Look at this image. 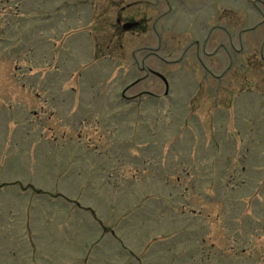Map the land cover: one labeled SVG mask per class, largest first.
Segmentation results:
<instances>
[{
    "label": "rangeland",
    "instance_id": "374dc122",
    "mask_svg": "<svg viewBox=\"0 0 264 264\" xmlns=\"http://www.w3.org/2000/svg\"><path fill=\"white\" fill-rule=\"evenodd\" d=\"M257 1L0 0V264H264Z\"/></svg>",
    "mask_w": 264,
    "mask_h": 264
},
{
    "label": "flooded vegetation",
    "instance_id": "af4514ba",
    "mask_svg": "<svg viewBox=\"0 0 264 264\" xmlns=\"http://www.w3.org/2000/svg\"><path fill=\"white\" fill-rule=\"evenodd\" d=\"M159 1L162 2L163 0H156V2H159ZM179 1L180 2H185V1H191V0H179ZM258 1L263 2V4H264V1H261V0H258ZM150 4H151V2H150ZM168 5H170V4H168ZM226 10H225L226 12H229V10L232 11L233 9H226ZM146 21H149V20L141 19V20L137 21V20H134L132 17H130V19L128 18V19H125L124 21H122V18L119 17L116 20V23H118L117 25H119L117 27L120 28V30H121L120 32L123 31L124 33H126L129 30L140 29V27L142 26L141 23L142 22H146ZM149 57L162 59L161 57L158 56V53H156L154 51L150 54ZM149 57H147V58H149ZM147 71L149 73H151L153 76L161 79V81L164 83V85L166 87V90L169 91V89H170V82L168 81V79H166V77L164 75H162L161 73L157 72L156 70H154L152 68H150V69L147 68ZM138 81H140V80H138Z\"/></svg>",
    "mask_w": 264,
    "mask_h": 264
}]
</instances>
